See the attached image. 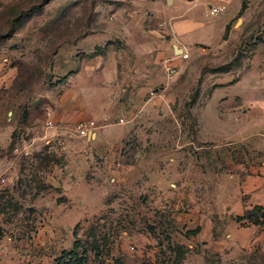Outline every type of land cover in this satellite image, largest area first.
I'll use <instances>...</instances> for the list:
<instances>
[{
  "label": "rangeland",
  "instance_id": "374dc122",
  "mask_svg": "<svg viewBox=\"0 0 264 264\" xmlns=\"http://www.w3.org/2000/svg\"><path fill=\"white\" fill-rule=\"evenodd\" d=\"M243 3L228 38L217 48L188 50L170 77L167 62L176 56L170 51L164 57L150 26L158 21L126 1L0 0L4 124H22L32 109L69 111L64 124L75 132L87 122L125 128L118 135L125 137L115 162L118 177L100 180L111 187L106 206L86 210L76 224L70 213L63 226V246L77 227L87 264H264V241L239 248V231L248 226L235 224L224 204L236 187L234 167L264 161V0H232L231 11ZM153 98L164 113L143 110ZM19 129V142L0 148V160L27 159L15 177L0 167V240L12 238L21 256H0V264H44L31 255L43 223L33 203L41 195L58 204L65 199L48 176L38 180L28 160L45 163L49 145L28 147L27 158L14 153L27 147L20 139H32ZM150 157L167 167L164 177L138 163ZM128 165L136 169L128 172ZM207 214L214 241L197 243L186 233ZM260 222L253 225L258 231L264 218ZM58 249H51V259Z\"/></svg>",
  "mask_w": 264,
  "mask_h": 264
},
{
  "label": "crops",
  "instance_id": "0c3cea01",
  "mask_svg": "<svg viewBox=\"0 0 264 264\" xmlns=\"http://www.w3.org/2000/svg\"><path fill=\"white\" fill-rule=\"evenodd\" d=\"M121 1H126L133 9H142L144 13H151L153 15L151 18L158 21V23H150V26L153 27V34L161 40L160 48L164 50V57L170 56V51L174 56H177L176 53H180V50L183 53L198 47L212 49L219 47L225 41L224 37L228 28H230V35L232 28H234V20L242 8L240 5L239 9L231 11L232 0ZM224 4L228 8L225 13L218 16L210 15L211 7ZM170 11L173 14L170 15ZM144 91L145 88L142 94L145 93ZM153 94L158 95L157 90H154ZM156 99L150 100L143 110L158 114L161 111L164 113L166 111L165 106L160 105L159 102L157 107L154 106V103L158 101ZM0 109L1 149L19 142L15 139L18 127H20L19 130L28 131L32 136L28 143L23 138L20 139V142L26 144L27 147L42 149L43 145H49L43 152L46 159L45 163L41 162V158L38 157L28 160H30L29 163L33 166L32 169L35 171L38 180L44 178L42 175L48 176V182L52 185H58L60 188L59 197L65 199L64 203L58 204V201L53 200L49 195H41L33 203V207L37 211L36 214L40 216L43 223L36 235L37 238L34 243L36 250L31 251V255L35 254V258L44 260V264H51L49 261L55 259V256L51 259V249L59 246V256L65 250L70 251L74 245V230L71 232V239H68L70 244L68 246L62 245L63 226L68 225L65 220L66 216L72 213L74 216L72 224H76L87 214L86 210L106 206V193L111 187L108 184L100 183V180H105V178L109 180L110 176L114 177L113 180L118 177L115 162L123 149L125 138L118 135H124L125 128L118 123L99 122L93 129L89 130L88 136L83 138L77 135V130L76 133L70 129V125L64 124V121L70 118L69 111L55 114L47 110L30 109L22 124L18 125L17 121L14 124H9L10 120H8L7 125H5L3 122L5 109L2 106ZM60 121L63 123L60 124ZM49 122H53V127H47ZM163 123L159 120L158 125H163ZM128 127L133 128V124H129ZM159 141L163 140L160 139ZM0 153L2 154L3 150H0ZM134 158L136 159V156ZM150 158L148 160L142 159V162L138 161V163L140 166L152 169V172L160 173L159 177H164L162 173L166 172L167 167L162 165L161 160ZM26 160L19 157L8 160L7 157H3L0 160L2 161L0 164L1 171L8 176L15 177L20 171V163L26 162ZM58 161L62 163L60 166L57 165ZM133 169L135 170L136 166L128 165V172ZM52 171H54L53 174ZM233 172L230 179H233L236 187L231 193L226 194L224 204L227 214L232 217L235 224L248 226L239 231L243 235L239 237V248L248 251L264 241V228L258 231L255 226L248 222V219L241 222H238L237 219L246 217L248 212L255 207L264 208V161H260L249 168L246 164H239L234 167ZM72 177L74 178L73 182L71 181ZM76 180H78L77 184L74 183ZM158 185L160 186L159 183ZM214 227L215 225L207 214L203 215L200 221L190 222L188 229L197 230L200 228V233L195 236L197 243H206L214 241ZM256 232H258L257 235ZM227 237L232 240L230 235ZM101 249H103V245ZM20 252L21 248L13 243L12 238L4 237L0 240L1 257L21 256Z\"/></svg>",
  "mask_w": 264,
  "mask_h": 264
},
{
  "label": "trees",
  "instance_id": "16d2710c",
  "mask_svg": "<svg viewBox=\"0 0 264 264\" xmlns=\"http://www.w3.org/2000/svg\"><path fill=\"white\" fill-rule=\"evenodd\" d=\"M245 11L244 3L242 4L241 11L238 15V17L243 16ZM229 29L224 37V40L228 38L229 35ZM259 216H257V215ZM264 218V208L262 207H255L252 211L248 212L246 217L244 218H238L237 221L241 222L244 219H248V222L252 225H260L262 222H260ZM77 227L74 230V235L76 237V240L73 245V249L70 251H63L54 261V264H87L86 255L85 252L81 249L82 248V242L77 236ZM200 233V228L194 231H188L186 235H197ZM83 251L82 253L80 251Z\"/></svg>",
  "mask_w": 264,
  "mask_h": 264
},
{
  "label": "built area",
  "instance_id": "2783aa9c",
  "mask_svg": "<svg viewBox=\"0 0 264 264\" xmlns=\"http://www.w3.org/2000/svg\"><path fill=\"white\" fill-rule=\"evenodd\" d=\"M228 10L227 6L224 5H219L217 7H211L210 9V15L211 16H218L220 14L225 13ZM182 58V59H188L189 55L187 52H183L180 56H176V58H174L173 60H169L168 66H167V71L168 74L170 75V77H173L176 73H177V63L176 60ZM48 127H53V122H49L47 124ZM95 127V123L94 122H87V123H82L79 124L77 127V131L79 133V135L81 137H87L88 136V132L90 129H93ZM28 147H24V148H20V147H16L14 149V153L18 156H20L21 158H27L30 156V152L27 149ZM134 249V248H133Z\"/></svg>",
  "mask_w": 264,
  "mask_h": 264
},
{
  "label": "water",
  "instance_id": "95a60500",
  "mask_svg": "<svg viewBox=\"0 0 264 264\" xmlns=\"http://www.w3.org/2000/svg\"><path fill=\"white\" fill-rule=\"evenodd\" d=\"M241 22V20H238L237 25ZM177 56H180L182 54V50H180V53H176Z\"/></svg>",
  "mask_w": 264,
  "mask_h": 264
}]
</instances>
